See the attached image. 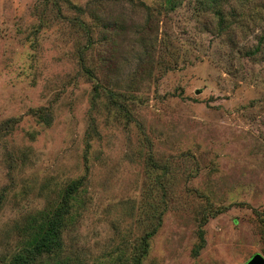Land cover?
<instances>
[{"label": "rangeland", "instance_id": "374dc122", "mask_svg": "<svg viewBox=\"0 0 264 264\" xmlns=\"http://www.w3.org/2000/svg\"><path fill=\"white\" fill-rule=\"evenodd\" d=\"M54 1L0 0V237L42 205L47 178L61 186L87 166L88 204L76 241L66 239L90 261L125 230L132 239L148 228V202L164 212L142 264L264 256V60L246 52L262 41L264 53V0H226L222 27L212 12L197 14L195 0L175 10L161 0ZM70 4L85 9L91 80ZM98 81L125 95L123 110L104 109L102 88L90 109ZM26 147L29 158L15 164Z\"/></svg>", "mask_w": 264, "mask_h": 264}, {"label": "trees", "instance_id": "16d2710c", "mask_svg": "<svg viewBox=\"0 0 264 264\" xmlns=\"http://www.w3.org/2000/svg\"><path fill=\"white\" fill-rule=\"evenodd\" d=\"M56 1V0H55ZM54 1V2H55ZM161 5L165 10H175L183 0H161ZM226 0H195L194 11L197 14L203 12H212L218 20V26L225 24V12L222 11V4ZM77 15L72 17L71 24L78 26L87 36L86 45L78 49V64L84 76L89 80L94 78L93 70L86 62V50L91 44L87 35L89 29L82 19L85 9L76 5H72ZM56 13L60 15V8L56 7ZM117 24L122 21L115 19ZM87 30V31H86ZM250 57L260 54L264 60L262 53V41H259L252 49L246 51ZM144 54L149 55L146 48ZM153 63V60H150ZM100 88L105 91V98L108 102L104 105L107 110L120 107L123 105L118 100L125 99V95H121L112 90L104 89L98 81L92 86V96L90 98V109L95 107L100 96ZM119 94V95H118ZM118 103V104H117ZM33 114L38 117L39 123L44 125L50 124L51 115L42 109H35ZM89 131L97 133L96 126L93 122L89 124ZM33 135V134H32ZM31 140L33 138L31 137ZM30 148V149H29ZM31 147H26L17 154L14 159L15 164H22L29 158ZM159 166V165H158ZM160 168V167H158ZM88 167H84V173L80 176L67 179L61 186L50 185L48 178L38 187L37 197L43 203L40 207L21 212L14 219L12 224L1 232L0 244V264H142L144 258L149 251V240L157 231L164 206L158 209V205L146 203L143 207L148 210L144 215L148 221V228L142 229L139 237L129 238L128 229L121 235L117 244H110L105 247L100 255L94 256L91 261L83 247L78 248L77 245L72 247L69 242L76 241V233L81 224L83 211L86 209L88 200L86 199V171ZM162 175L164 170L162 169ZM159 179V178H158ZM25 190H21V193ZM4 190L0 191V208L5 203ZM260 222L264 227V217L259 214ZM206 217L199 224L205 223ZM137 222H140L136 219ZM264 232V231H263ZM199 230L198 234L201 235ZM70 241L67 242L66 237ZM202 241V240H201ZM198 247L194 248L196 252Z\"/></svg>", "mask_w": 264, "mask_h": 264}, {"label": "water", "instance_id": "95a60500", "mask_svg": "<svg viewBox=\"0 0 264 264\" xmlns=\"http://www.w3.org/2000/svg\"><path fill=\"white\" fill-rule=\"evenodd\" d=\"M242 264H264V256L258 252L253 253L244 263Z\"/></svg>", "mask_w": 264, "mask_h": 264}]
</instances>
